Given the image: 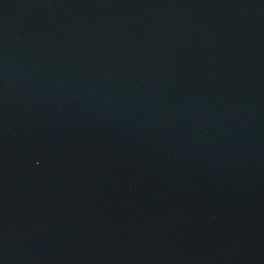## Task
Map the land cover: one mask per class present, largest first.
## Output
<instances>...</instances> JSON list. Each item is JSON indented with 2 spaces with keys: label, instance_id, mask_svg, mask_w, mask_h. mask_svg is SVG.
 Here are the masks:
<instances>
[{
  "label": "water",
  "instance_id": "1",
  "mask_svg": "<svg viewBox=\"0 0 264 264\" xmlns=\"http://www.w3.org/2000/svg\"><path fill=\"white\" fill-rule=\"evenodd\" d=\"M0 264H264V0H0Z\"/></svg>",
  "mask_w": 264,
  "mask_h": 264
}]
</instances>
